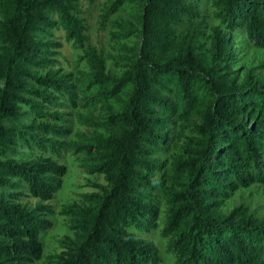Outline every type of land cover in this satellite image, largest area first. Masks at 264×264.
I'll list each match as a JSON object with an SVG mask.
<instances>
[{
    "label": "trees",
    "instance_id": "trees-1",
    "mask_svg": "<svg viewBox=\"0 0 264 264\" xmlns=\"http://www.w3.org/2000/svg\"><path fill=\"white\" fill-rule=\"evenodd\" d=\"M124 1L106 3L102 23ZM128 1L138 8L140 43L126 70L108 75L102 57L85 48L88 78L73 83L47 68L61 46L53 28L84 46L78 0H0V264H158L157 247L135 231H149L162 199L175 264H264V217L246 206L216 211L235 190L264 187V74L236 84L225 31L215 29L200 50L190 21L199 0ZM211 2L224 30L264 48V0ZM184 19L188 28L178 35ZM133 31L126 23L124 35ZM97 104L101 113L82 120L101 131L64 140L71 130L63 109ZM175 120L189 134L176 132L183 141L171 174H156ZM68 147L86 153L87 173L105 185L93 183L99 192L64 206L71 235L43 257L41 236L53 226L48 202L67 170L54 157ZM36 150L48 155L25 158ZM27 196L41 203L30 208L21 202Z\"/></svg>",
    "mask_w": 264,
    "mask_h": 264
},
{
    "label": "rangeland",
    "instance_id": "rangeland-1",
    "mask_svg": "<svg viewBox=\"0 0 264 264\" xmlns=\"http://www.w3.org/2000/svg\"><path fill=\"white\" fill-rule=\"evenodd\" d=\"M108 2L111 0H78L79 14L85 27L86 41L84 46L82 48L74 47L71 41L66 40V34L61 27L53 28L50 38L53 42H59L61 46L54 49V57L57 60L55 65L47 69L68 74L73 83L82 82L88 78L89 64L80 57L83 56L85 48H93L103 59L105 73L118 77L126 70L128 58L134 55L140 43L138 8L131 1H124L109 13L102 23L103 8ZM194 8L196 15L190 21L193 26H197L199 34L196 41L200 45L201 51L210 46L209 35L215 29L225 31L228 34L231 54L227 70L235 78L236 84L240 85L248 73L251 75L264 74V48H255L249 45L241 31L224 30L215 15L211 0H199L194 4ZM53 17L55 18V15ZM126 23H131L134 27V31L128 35L123 33ZM188 23L189 20L186 19L180 22L176 28V33L181 35L186 32ZM169 96L175 100L174 93ZM63 112L69 113L66 115L69 122L65 124L69 126L71 133L64 139L69 144L79 142L83 136H88L94 130L101 131V128L88 126L82 120V118L93 120L92 118L98 116L101 113L100 105L97 104L95 108H66L63 109ZM184 125L176 120L175 124H171L172 137L166 151L158 155L162 165L156 174L161 171L167 172L168 175L171 174V159L178 154V147L183 141L182 135L176 136V132L182 130L184 135L189 134ZM40 153L42 152L36 150L31 156L27 154L25 158H33ZM42 154L48 155V152ZM86 157V153L71 147H68L61 157H54L58 163L64 164L67 170L61 178L60 188L54 193L53 199L48 202L52 205L54 213L46 215V217L53 222V226L41 236L43 257L58 252L60 250L59 239L64 235H71L69 218L60 214L64 206L71 203H81L84 194L99 192L97 188L93 187V183L105 185L102 175L87 173ZM21 202L26 203L30 208L41 203L38 199L30 196L22 197ZM241 206H246L248 211L256 216L264 217V187L254 184L246 188H239L226 198L216 211L227 216ZM166 207L162 199L153 226L150 227L149 231H135V234L157 247L160 258L158 264H175L172 253L167 249L168 236L162 233ZM39 264L43 263L40 262Z\"/></svg>",
    "mask_w": 264,
    "mask_h": 264
}]
</instances>
